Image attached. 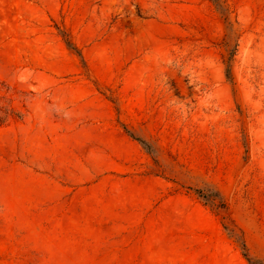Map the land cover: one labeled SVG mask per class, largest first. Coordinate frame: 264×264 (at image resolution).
<instances>
[{"label":"rangeland","instance_id":"374dc122","mask_svg":"<svg viewBox=\"0 0 264 264\" xmlns=\"http://www.w3.org/2000/svg\"><path fill=\"white\" fill-rule=\"evenodd\" d=\"M245 253L264 264V0H0V264Z\"/></svg>","mask_w":264,"mask_h":264},{"label":"trees","instance_id":"16d2710c","mask_svg":"<svg viewBox=\"0 0 264 264\" xmlns=\"http://www.w3.org/2000/svg\"><path fill=\"white\" fill-rule=\"evenodd\" d=\"M137 139V138H134ZM139 140V139H138ZM140 142H142V140H139ZM243 249H245V245L243 244ZM245 259L247 260V262L249 264H261L258 260H253L252 258H250L246 253L244 254Z\"/></svg>","mask_w":264,"mask_h":264}]
</instances>
